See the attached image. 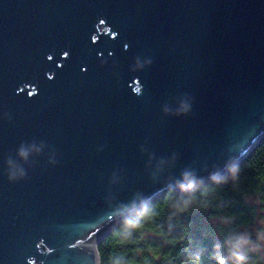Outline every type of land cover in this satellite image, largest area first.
<instances>
[{"label": "water", "instance_id": "95a60500", "mask_svg": "<svg viewBox=\"0 0 264 264\" xmlns=\"http://www.w3.org/2000/svg\"><path fill=\"white\" fill-rule=\"evenodd\" d=\"M263 140L264 0H0V264H99L122 206Z\"/></svg>", "mask_w": 264, "mask_h": 264}, {"label": "clouds", "instance_id": "9594fccd", "mask_svg": "<svg viewBox=\"0 0 264 264\" xmlns=\"http://www.w3.org/2000/svg\"><path fill=\"white\" fill-rule=\"evenodd\" d=\"M187 111V106L185 107ZM22 156L28 153L21 150ZM245 165L236 158L227 160L223 170L207 177L186 169L178 180L169 179L162 197L137 196L122 206L115 219L118 248L106 264H264V189L245 196L254 205L251 220L242 221L220 194L236 190L242 182ZM211 212L208 219L219 234L211 249L190 239V228L182 218L195 210ZM180 229L178 233L177 229ZM155 238L159 243L148 242ZM187 241L179 253L169 246ZM99 264H105L101 256Z\"/></svg>", "mask_w": 264, "mask_h": 264}, {"label": "trees", "instance_id": "16d2710c", "mask_svg": "<svg viewBox=\"0 0 264 264\" xmlns=\"http://www.w3.org/2000/svg\"><path fill=\"white\" fill-rule=\"evenodd\" d=\"M244 173L242 182L238 189L233 190L228 187L220 194L221 198L229 202L231 211L240 215L242 221L251 220L252 209L245 202L247 194L255 193L257 189H264V140L259 144L255 151L244 162ZM214 209L209 211L195 210L193 214L182 218V224L190 228V239H195L202 243L206 248L211 249L214 243V236H217L216 230L212 227L208 217ZM116 230V229H115ZM115 230L112 231L98 246V252L104 258L105 264L108 257L114 253L117 248ZM178 233L180 229H177ZM148 242L159 243L155 238H151ZM187 241L169 246L173 253H179ZM155 264H164V261H156Z\"/></svg>", "mask_w": 264, "mask_h": 264}, {"label": "rangeland", "instance_id": "374dc122", "mask_svg": "<svg viewBox=\"0 0 264 264\" xmlns=\"http://www.w3.org/2000/svg\"><path fill=\"white\" fill-rule=\"evenodd\" d=\"M255 193H251V194H247L248 196H253ZM245 202H246V200H245ZM246 204L248 205V206H250L251 208H253L254 207V205H252V204H250V203H247L246 202ZM217 236H219V234L217 233Z\"/></svg>", "mask_w": 264, "mask_h": 264}]
</instances>
